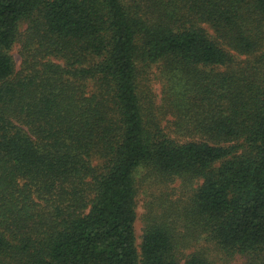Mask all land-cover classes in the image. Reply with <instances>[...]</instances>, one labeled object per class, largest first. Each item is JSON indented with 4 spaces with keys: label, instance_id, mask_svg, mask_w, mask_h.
<instances>
[{
    "label": "trees",
    "instance_id": "16d2710c",
    "mask_svg": "<svg viewBox=\"0 0 264 264\" xmlns=\"http://www.w3.org/2000/svg\"><path fill=\"white\" fill-rule=\"evenodd\" d=\"M217 255L264 264V0H0V264Z\"/></svg>",
    "mask_w": 264,
    "mask_h": 264
},
{
    "label": "rangeland",
    "instance_id": "374dc122",
    "mask_svg": "<svg viewBox=\"0 0 264 264\" xmlns=\"http://www.w3.org/2000/svg\"><path fill=\"white\" fill-rule=\"evenodd\" d=\"M11 54L13 56V59H14V62H15V67L17 69V68H19V65H20V62H21V57L19 55V45L18 44H16L15 46L12 47ZM151 89L155 93V95L159 96V93L161 92L160 91L161 85L156 79H154L151 82ZM142 173H143L142 171L138 172L136 178L139 179L141 177V175H143ZM139 180H138V183H137L138 185H139ZM146 185L147 184L143 185L144 188H142V186H138L137 209H136L137 216H136V220H135V234H136L137 244L140 242V236H141V233H142V227H143L142 214L145 211V203H146V201H149L151 199L150 195H148V194L151 191L154 190L153 188H155V187L150 188V187H147ZM169 187L171 189L175 190V192H177V193L180 192V190L178 189L179 188V181H175L174 183H170ZM171 189L169 191H171ZM154 191H153V193L156 194L157 192H154ZM237 260H238L237 257L228 260V259L223 258L222 256H218L217 255V258L215 259L213 264H237Z\"/></svg>",
    "mask_w": 264,
    "mask_h": 264
}]
</instances>
